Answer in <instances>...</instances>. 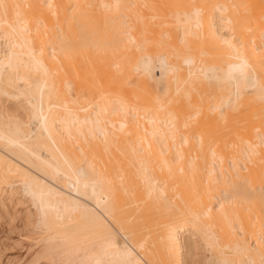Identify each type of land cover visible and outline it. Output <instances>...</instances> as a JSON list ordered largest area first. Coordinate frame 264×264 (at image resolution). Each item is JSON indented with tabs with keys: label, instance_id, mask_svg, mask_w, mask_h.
I'll list each match as a JSON object with an SVG mask.
<instances>
[{
	"label": "bare ground",
	"instance_id": "bare-ground-1",
	"mask_svg": "<svg viewBox=\"0 0 264 264\" xmlns=\"http://www.w3.org/2000/svg\"><path fill=\"white\" fill-rule=\"evenodd\" d=\"M16 205L0 264H264V0H0Z\"/></svg>",
	"mask_w": 264,
	"mask_h": 264
},
{
	"label": "rangeland",
	"instance_id": "rangeland-1",
	"mask_svg": "<svg viewBox=\"0 0 264 264\" xmlns=\"http://www.w3.org/2000/svg\"><path fill=\"white\" fill-rule=\"evenodd\" d=\"M27 203L28 202L23 205H26ZM22 206L16 205L13 208H18L16 209L18 210V215L16 214L10 217L4 215L0 217V261L3 263L15 260L22 261L30 256V253L37 245V241L44 235L43 230L38 229V226H24V224H22L19 212V209Z\"/></svg>",
	"mask_w": 264,
	"mask_h": 264
}]
</instances>
